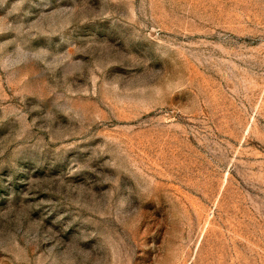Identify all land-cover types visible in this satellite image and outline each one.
Instances as JSON below:
<instances>
[{
    "label": "rangeland",
    "instance_id": "374dc122",
    "mask_svg": "<svg viewBox=\"0 0 264 264\" xmlns=\"http://www.w3.org/2000/svg\"><path fill=\"white\" fill-rule=\"evenodd\" d=\"M0 264H264V0H0Z\"/></svg>",
    "mask_w": 264,
    "mask_h": 264
}]
</instances>
